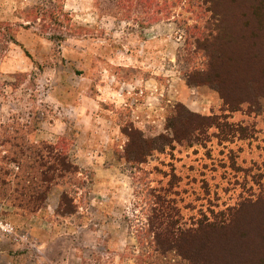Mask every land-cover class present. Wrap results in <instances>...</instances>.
Masks as SVG:
<instances>
[{
	"label": "rangeland",
	"instance_id": "374dc122",
	"mask_svg": "<svg viewBox=\"0 0 264 264\" xmlns=\"http://www.w3.org/2000/svg\"><path fill=\"white\" fill-rule=\"evenodd\" d=\"M214 6L228 37L212 46L224 59L218 82L193 45ZM257 9L258 0H0V264H264ZM14 137L56 146L78 167L35 213L12 198L22 178ZM161 213L174 229L229 224L182 241L188 263L155 253L166 243L145 246Z\"/></svg>",
	"mask_w": 264,
	"mask_h": 264
},
{
	"label": "trees",
	"instance_id": "16d2710c",
	"mask_svg": "<svg viewBox=\"0 0 264 264\" xmlns=\"http://www.w3.org/2000/svg\"><path fill=\"white\" fill-rule=\"evenodd\" d=\"M152 0H144V4H150ZM246 1V0H245ZM192 2V1H191ZM214 6L212 10V15L215 19H209L203 21L201 27H194V30L197 31L193 36V45L196 51H200L203 55V58H207L208 65L210 67V72L208 76H213L214 79L219 81V75L216 71L217 67H220L224 64V59H222L221 53L218 51L214 53L212 46H217L220 44L219 40H222V36L225 33L224 21L221 18L222 11ZM258 19L262 22L264 27V0H258V9H257ZM53 24H59L58 19L53 16ZM60 26V25H59ZM239 28V32H240ZM244 32V29L241 30ZM224 38H228L223 36ZM218 44H217V40ZM10 42H14L12 36H9ZM220 46V45H219ZM221 47V46H220ZM220 50V48L218 47ZM213 52V53H211ZM223 96V94H222ZM14 136V133H13ZM19 143V138L14 137ZM20 140L23 142L21 145L19 143L20 149V159L12 161L16 165L17 169L22 173V178L18 177V182L13 184L12 189V198L14 203H17V207L28 211L30 213H35L40 210L45 202V199L48 195V191L53 185H56L61 180L65 179L66 176L75 174L78 172V167L71 163L68 159V156L63 152L58 151L56 146L43 143L38 147H34L25 143L22 138ZM143 148L139 146L137 150L134 151V161L140 162V156H143ZM23 163V164H22ZM1 184L8 185V181H0ZM71 201L68 200L66 195L62 196L61 206H64L66 213H73L70 210ZM159 218L156 217L155 223L148 221V232L150 239H146L147 242L145 246L159 247L162 244H165L164 249L155 250V253L161 252L165 254L167 252H177L178 255L184 261L192 263L191 257L182 253L183 251L179 250L181 242L183 241L185 245L191 246L194 242H198V237L201 234L214 233L219 229H227V224L225 221L214 220L207 223H193L191 226L185 229H174L173 225L170 223L169 219L165 216V213H161ZM141 239L145 240V235L143 234ZM183 250V249H182ZM142 264H156L152 260L142 261ZM199 264V263H198Z\"/></svg>",
	"mask_w": 264,
	"mask_h": 264
},
{
	"label": "clouds",
	"instance_id": "9594fccd",
	"mask_svg": "<svg viewBox=\"0 0 264 264\" xmlns=\"http://www.w3.org/2000/svg\"><path fill=\"white\" fill-rule=\"evenodd\" d=\"M163 130V126L161 125V131Z\"/></svg>",
	"mask_w": 264,
	"mask_h": 264
}]
</instances>
